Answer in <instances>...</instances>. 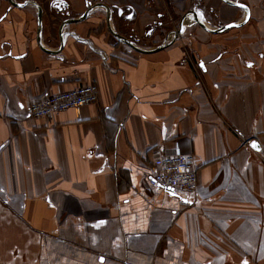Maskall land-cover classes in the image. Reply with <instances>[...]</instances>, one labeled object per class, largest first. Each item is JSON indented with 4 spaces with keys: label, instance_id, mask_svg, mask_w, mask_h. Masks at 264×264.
I'll list each match as a JSON object with an SVG mask.
<instances>
[{
    "label": "crops",
    "instance_id": "crops-1",
    "mask_svg": "<svg viewBox=\"0 0 264 264\" xmlns=\"http://www.w3.org/2000/svg\"><path fill=\"white\" fill-rule=\"evenodd\" d=\"M11 1L0 0V264H264V159L241 146L264 145V0H229L249 17L218 34L192 13L217 29L244 10ZM109 6L133 16L106 20ZM185 15L202 32L184 25L153 52ZM87 83L95 104L29 116V103ZM175 153L194 157L195 192L146 187L153 159Z\"/></svg>",
    "mask_w": 264,
    "mask_h": 264
},
{
    "label": "built area",
    "instance_id": "built-area-1",
    "mask_svg": "<svg viewBox=\"0 0 264 264\" xmlns=\"http://www.w3.org/2000/svg\"><path fill=\"white\" fill-rule=\"evenodd\" d=\"M98 100V88L87 83L71 90L49 94L40 101L28 105V114L33 119H42L50 115L95 104ZM244 148H253L264 159V145L256 144L253 138L245 139ZM146 187L170 189L192 194L197 189V168L191 155H158L148 168Z\"/></svg>",
    "mask_w": 264,
    "mask_h": 264
},
{
    "label": "water",
    "instance_id": "water-1",
    "mask_svg": "<svg viewBox=\"0 0 264 264\" xmlns=\"http://www.w3.org/2000/svg\"><path fill=\"white\" fill-rule=\"evenodd\" d=\"M7 1H8L10 4H13L11 0H7ZM223 1L226 2V3H228V4H230V5H233V6H236V7H239V8H241V9H243L244 12H245V17H244V19H243L241 22L231 23V24H227V25H224V26H222V27H219V28H217V29H212V28H209V27L205 24V22H203L202 20H200V18L197 17V15L193 12V13H192V16H193V19L195 20V22H196L201 28H203L205 31H207V32H209V33H212V34H218V33L224 32V31H226V30H228V29H230V28H237V27H240V26H242L243 24H245V23L247 22L248 17H249V11H248V8H247L245 5L240 4V3H237V2H231V1H229V0H223ZM22 6H23V5H22ZM91 9H92V8H89V9L87 10V12L85 13V15H86ZM38 15H39V13H38ZM40 15H41V14H40ZM186 16H188V15H185V16L182 18V20H181V22H180V24H179V30H178V32H176V33L174 32V37L171 39V41H170V42H166L167 40L165 39V41H164L160 46H158L155 50H153V52L158 51V50H160V49H162V48H164V47H166V46H168V45H170V44L172 43V41L176 38L177 34H179V33H181V32L183 31V28H184V25H185L184 22H185V18H186ZM108 20H109V19H108ZM110 31H111V34H112L117 40H119L120 42L126 44L127 46H129V47H131V48H133V49H135V50H137V51H140V52H150V51L140 50L139 48L136 47V45H135L133 42H131V41H129V40L123 38L122 36L118 35V34H117L115 31H113V30H110ZM167 191H169V192H174V191H172V190H170V189H167Z\"/></svg>",
    "mask_w": 264,
    "mask_h": 264
},
{
    "label": "flooded vegetation",
    "instance_id": "flooded-vegetation-1",
    "mask_svg": "<svg viewBox=\"0 0 264 264\" xmlns=\"http://www.w3.org/2000/svg\"><path fill=\"white\" fill-rule=\"evenodd\" d=\"M63 5H61V6H58V8H55V11H58V12H61V11H63L62 13L65 15V16H67V15H69V13H68V11L66 10V6H64V8L62 7ZM130 7V6H129ZM89 8H91V5L90 4H87L86 5V11L85 12H87V10L89 9ZM64 9V10H63ZM106 10H107V13H106V20H108V19H112L113 18V16L114 17H116V16H121L122 15V13H124L125 12V14H124V19H126L127 17L130 19V18H132V16H133V8H122V9H120V8H118L117 9V7L116 6H109V7H107L106 8ZM92 9L88 12V14H87V16L86 17H88L89 15H91L92 13ZM40 14H41V12H40ZM147 31H150V29L149 30H147ZM116 32V31H115ZM118 35H120V36H122L123 38H125V39H127V40H129V41H131V42H133L134 44H136V40L135 39H131V38H127L126 36L124 37L122 34H120L119 32H116ZM149 33V32H148ZM115 38V37H114ZM115 40L118 42V43H120V41L119 40H117L116 38H115ZM122 43V42H121Z\"/></svg>",
    "mask_w": 264,
    "mask_h": 264
},
{
    "label": "rangeland",
    "instance_id": "rangeland-1",
    "mask_svg": "<svg viewBox=\"0 0 264 264\" xmlns=\"http://www.w3.org/2000/svg\"><path fill=\"white\" fill-rule=\"evenodd\" d=\"M210 17H209V14H207V15H205V24L209 27V28H216L217 27V23L216 22H214V21H210V19H209ZM157 25H159V24H157ZM185 26H187V30L188 31H199V32H202L201 31V28H199V27H197L194 23H192L191 21H187V23H186V25ZM170 27H165V29H169ZM152 30H153V26H152V28H151ZM165 39V38H164ZM164 39L162 40V42L164 41ZM156 44L157 45H159L160 44V42H156Z\"/></svg>",
    "mask_w": 264,
    "mask_h": 264
},
{
    "label": "snow or ice",
    "instance_id": "snow-or-ice-1",
    "mask_svg": "<svg viewBox=\"0 0 264 264\" xmlns=\"http://www.w3.org/2000/svg\"><path fill=\"white\" fill-rule=\"evenodd\" d=\"M249 66H251V65H249ZM245 264H247V262L245 261Z\"/></svg>",
    "mask_w": 264,
    "mask_h": 264
}]
</instances>
